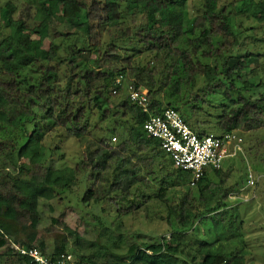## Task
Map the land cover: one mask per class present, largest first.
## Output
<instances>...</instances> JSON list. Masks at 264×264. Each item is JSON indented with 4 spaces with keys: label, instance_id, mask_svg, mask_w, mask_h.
<instances>
[{
    "label": "trees",
    "instance_id": "1",
    "mask_svg": "<svg viewBox=\"0 0 264 264\" xmlns=\"http://www.w3.org/2000/svg\"><path fill=\"white\" fill-rule=\"evenodd\" d=\"M190 1L56 0L45 4L44 18L32 27L30 6L17 17L20 9L13 2L0 6V248L8 245L0 251V264H23L22 258L13 257L9 236L29 246L35 234L30 242L20 240L18 226L26 229L39 221L40 200L64 199L62 195L80 175L89 184L83 194L85 205L108 201L111 212L97 217L102 225L99 239L88 240L90 245L84 247L78 243L81 235L69 229L77 235L75 246L70 248L63 240L54 247L53 256L70 250L79 257V264H246L249 251L243 242V214L240 205L230 206L225 180L222 187L202 178L196 197L187 189L183 195H169L176 187L189 188L191 173L176 167L160 140L148 136L146 113L127 94L131 85L147 88L151 108L160 111L172 106L183 112L194 129L206 125L207 120L198 119L200 107L192 105L187 94L194 95L196 88L205 96L220 90L221 83L214 82L217 67L205 59L229 48L235 30H241L250 18L264 16V0L257 3L259 12L238 1L222 3L219 10L221 0H195L200 13L194 16ZM62 25H67L66 32ZM43 28L49 29L45 37L40 34ZM130 44L135 45L134 51ZM144 51L153 54V65L152 60L139 61ZM241 57L228 58L222 69L231 90L237 92L233 76L240 77L249 62ZM200 78H205L202 85H198ZM257 91L256 100L239 93L233 106L223 103L208 114L222 110L217 119L222 131L264 127V78ZM113 92L121 95L117 104ZM95 111L102 112L103 119L109 115L120 119L109 130L111 136H119V142L113 145L105 136L98 137L73 159L74 167L66 161L68 154L60 144L53 146L46 140L60 128L74 141L89 140V118ZM120 127L124 128L121 133ZM10 165L18 168L15 173L8 170ZM214 171L221 173L217 168ZM147 188L154 192L147 193ZM151 199L161 200L168 216L175 213L179 226L168 239L142 241L144 247L133 243L125 254L114 251L123 238V216L141 212L161 216L159 210L148 213ZM196 199L204 204L202 211ZM109 214L115 216L114 221H109ZM40 246L46 250L44 243Z\"/></svg>",
    "mask_w": 264,
    "mask_h": 264
},
{
    "label": "rangeland",
    "instance_id": "2",
    "mask_svg": "<svg viewBox=\"0 0 264 264\" xmlns=\"http://www.w3.org/2000/svg\"><path fill=\"white\" fill-rule=\"evenodd\" d=\"M8 1L13 2L19 7L20 10L15 15L16 17L22 13L23 8L27 6L31 7L32 17L28 21L30 27L36 25L44 18V6L46 3L53 5L56 2V0H0V6H4ZM237 1L238 3H242V6H245V8H247L248 10L251 9L252 12L258 10L259 12V7L257 4L259 0H221V7H219V10L222 9L224 4L227 5L233 2L237 3ZM40 2H42V5L37 9L36 5L40 4ZM199 8L200 3L195 0L190 1L189 10L191 16H194V14L199 12ZM201 9L203 10V8ZM252 12L248 13L252 14ZM255 18L256 20L250 18L241 30H235V37L231 38V46L229 48L223 50L221 54L214 55L211 59H205L207 62L217 67V72L219 74L214 82L216 81L218 83H221L220 90L208 92V94L205 96L203 92L199 90V88H196L194 91V95H202V98L200 96L199 99H195L194 95L189 96L187 94V99L190 100L192 105L200 107V117L198 119H200L201 121L207 120L206 125L202 126L200 128V131L220 132L217 127V119L222 110L220 112H216L215 115H209L208 112L210 110L213 111L214 107L221 108L223 103L228 102V93L231 97L234 96V98H237L238 94L243 90L244 95L248 97H258L257 85L261 82V79L264 78V40H262L264 39V16L263 14H259ZM57 26H60V24H58ZM61 28L64 29V32L68 30L67 25H62ZM3 31L5 32V30ZM48 33V28H43L40 30V34L42 37H45ZM36 36L37 34L34 33L33 37ZM106 38L107 36H105L103 40V48H106ZM257 40L262 41L259 42ZM130 45V50L134 51V49H136L135 45ZM251 54H254L252 56L256 57V61L250 60V58L252 57L250 56ZM239 55H242L240 59H242L243 61L248 60L249 62H247L243 71L239 73L240 77L238 75L233 76L234 79H236L234 80L235 86L236 88H239L240 91L237 94L232 92L230 82H228V80L225 78L226 74L223 73L222 69L224 65L227 66L228 62L225 61L228 58L236 57ZM87 57L93 58L95 57V55L94 53H87ZM149 60H152L151 63L153 65V54L149 53L148 51H144L139 57V61L142 63H147ZM204 82L205 78H200L198 85H202ZM223 92H227L226 99ZM111 97L113 102L117 104L119 103L121 95H115L114 93H112ZM111 106L114 110L115 104ZM181 113L183 114L182 111ZM102 116L103 113L98 111H95L92 115H90L89 119L92 126L89 140L83 139L74 141V139L72 138H67L65 132L60 128L50 138H48L46 142L50 143L51 141V144L53 146L60 144L68 154L66 161L74 165L73 159L76 156H79L81 152L85 151L89 142H96L98 137L101 136H105L107 139H113V136L110 135L109 130L115 128L118 125L117 121H120V119L118 117H112L111 115H109L106 119H103ZM129 118H131L130 115L125 117V119ZM123 130L124 128L120 127L119 132L121 133ZM241 133L245 138L244 142L246 152L239 153L238 155L233 157H229L223 164L224 170L221 169V173H217L216 171L214 172V181H216L218 185L222 186V183L225 180L224 184L228 192L231 189H234V185H236L237 183H239L238 186L246 183L249 167L250 169H253L256 177L264 174V141L261 139L262 135H264V127L259 128L258 131L256 130L254 132L249 131ZM113 142H115V145L118 144V135L116 136V140ZM48 155L45 159L47 162L50 161V156L48 157ZM17 169V167L14 168V165H10L8 168L10 173H15ZM221 180L223 181L221 182ZM88 186L89 184L86 185V181L83 175H80L78 177L77 183L75 182L71 188L66 189L67 193L62 195L64 199H60L59 197L54 199H41L39 205L41 217L39 221H37L35 224H33L34 222H32L31 226L26 229H22L18 226V238L20 240L29 242L30 237L35 234V239L34 241H32V244L36 246L40 245V243H44L48 253L52 252L54 250V247L56 245H60L63 240L68 241V245L70 246V248L73 247V245L75 246V237L77 235L73 234L69 229L77 230V232L81 235L80 239H82L79 240L78 243H82L84 247H88L90 245V241L88 240L99 239V232L102 225L100 224L101 222L98 221L97 217L100 216L101 218V216H103V212H111L112 206L107 201H103L99 204L91 203L90 205L86 206L83 202V194L87 190ZM186 189L189 192L192 190L190 193H192L194 196L195 193H197L196 191H198V189H189L188 187H176L175 189L169 191V195L175 194L176 197L180 196L186 191ZM261 190H263L262 193L261 191H259V193L262 195L261 206L257 207L252 203H245L243 201L240 202V209L244 212L242 213L243 242L246 249L249 251V254L246 255V258L244 260L246 264H263L264 262L263 186H261ZM145 191H147V193H152L154 192V189L147 188ZM228 202L230 206L235 205L234 202H232L230 199H228ZM149 204L151 207L150 209H148V213L152 214L155 210H159L161 216L152 215L151 217H148L145 216L143 212L134 216H123L121 220L123 238L121 240H118L117 245L113 246L114 251L125 254L128 251L129 246L133 243L141 244L139 246L142 247V241H145L146 243H154L163 237H166L168 239V237L176 228V225L179 226V223H177V221L175 220V213H171L170 216H168V213L165 212L168 209L164 205H162L161 200L151 199ZM196 204L198 205L197 209L199 208L201 211L205 207L204 204L199 200L196 201ZM212 205H215L214 201H212ZM108 219L109 221H114L115 216L109 214ZM193 223H197L196 218L194 219ZM12 237L15 239V236ZM7 248L8 245H6L5 247H1L0 251L4 252L7 250ZM9 258L12 260L10 256Z\"/></svg>",
    "mask_w": 264,
    "mask_h": 264
},
{
    "label": "clouds",
    "instance_id": "3",
    "mask_svg": "<svg viewBox=\"0 0 264 264\" xmlns=\"http://www.w3.org/2000/svg\"><path fill=\"white\" fill-rule=\"evenodd\" d=\"M134 88H136V87H134ZM136 89L146 90L147 95L149 97L148 108H149L150 113L144 111L142 105H140L137 102H133L131 100V98H130V87L128 89L127 94H128V97H129V100L131 101V103L138 105L142 109V111L144 113H146V119H145L144 127H145V124H146L147 120L149 119V116L151 113L152 114H162L165 111V109L173 108L172 106H168V107L164 106L160 111H156L155 109L151 108L152 100H151L149 90L147 88H140V87H137ZM237 89L239 90V88H237ZM114 92H116V90H114ZM232 92L237 93V94L239 93L236 91H232ZM241 94L250 100H256V98H258V97L252 98V97H248V96L244 95L243 90H242ZM238 98H239V94H238L237 98H234V96H232V97L228 96L229 101L226 102V107L229 108V107L233 106L235 104V100ZM225 99H226V95H225ZM174 109L180 114V116L183 118L184 122L189 126V128L192 130V132H194L199 137L200 140H204V143H206V141H209L208 138H213L215 140L218 139L221 141L222 147L219 150V153H220L219 158L215 161L211 160L210 162L203 164L201 166V168L199 169L201 174L199 176H197L196 169H192V168L189 169V168H185L183 166L176 164L171 152L167 151L164 148L163 140L160 137L150 136L146 127H145V130H146L148 136L155 137V138H158L160 140L162 148L171 156L176 167H179L182 170L191 173V180H190V183L188 184L190 189H198L197 188L198 182L204 177H205V181H207L208 183H210V182L216 183V181H214V172H215L214 170L216 168L219 170H221V169L224 170L223 164H224L226 159H228L229 157L236 156L239 153L246 152L245 142H244L245 138L241 132H249V131L243 130L240 128L222 131L219 129L218 126L217 127L220 130V132H207V131H200L198 129L196 130L186 121L185 117L183 116V114L181 113L180 110H178L176 108H174ZM256 130L258 131L259 128L251 130V131L254 132ZM109 140L112 142L113 145H115L114 144L115 142H113V141L116 140V136H113V139L109 138ZM211 185H212V183H211ZM261 186L264 187V174H261L258 177H256V175L253 172V169L252 168L250 169V167H249L248 172H247L246 183L243 185H240V186H235L234 189H231L228 192V199H230L232 202H234L235 205H240V202L243 201L245 203H252L255 206L259 207V206H261V196H262L259 193V191H261V193L263 192V190H261ZM241 213H244L243 210H241ZM196 219H197V223H198V218H196ZM9 240L11 241L9 247H12L14 249L13 257L16 256L14 258H19V257L22 258L23 264H34L35 263L34 256L32 255V251H34V249L39 250L42 253V255H44L47 258L53 259V260H59L60 258H62V256H70V259L68 260V262L70 264H79V257L70 250L67 252H62L56 256H53L51 254L53 251L48 253L47 250L44 251L40 245L34 246L32 244V241H31V244H29V246H27V245H22V244H18L16 242H13L14 238L12 236H9ZM45 248H46V246H45Z\"/></svg>",
    "mask_w": 264,
    "mask_h": 264
},
{
    "label": "built area",
    "instance_id": "4",
    "mask_svg": "<svg viewBox=\"0 0 264 264\" xmlns=\"http://www.w3.org/2000/svg\"><path fill=\"white\" fill-rule=\"evenodd\" d=\"M121 78L116 81L120 82ZM130 98L133 102L142 105L143 110L149 112V97L146 90H140L130 86ZM145 127L150 136L160 137L163 140L164 148L171 152L176 164L189 169H196L197 176L201 173L199 169L203 164L215 161L219 158V150L222 147L220 140L208 138L204 143L192 132L183 118L174 108H167L162 114H150ZM34 264H70V256H62L59 260L45 257L34 249Z\"/></svg>",
    "mask_w": 264,
    "mask_h": 264
}]
</instances>
